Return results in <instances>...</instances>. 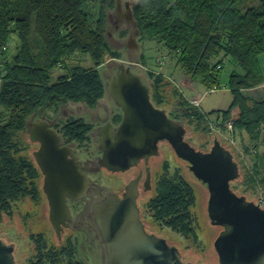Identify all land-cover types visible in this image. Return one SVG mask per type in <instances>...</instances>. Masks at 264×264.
<instances>
[{"label":"trees","instance_id":"1","mask_svg":"<svg viewBox=\"0 0 264 264\" xmlns=\"http://www.w3.org/2000/svg\"><path fill=\"white\" fill-rule=\"evenodd\" d=\"M99 2L100 15L94 26L85 10L87 0H0V219L3 214H11L14 201L40 195L35 183L39 168L21 155L16 139L27 130L30 120L69 103H85L93 108L107 94L99 66L106 54L120 58L106 34L108 10L116 1ZM239 2L133 0L132 10L141 38L160 44L192 81L221 89L226 61L236 65L226 83L233 96L228 109L206 112L191 104L179 90L176 94L181 99L182 115L196 122L197 129L211 132L209 122L213 119L225 129L232 120L234 131L248 132L257 148L264 146V0L245 10L237 6ZM12 36L20 44L16 54L10 56ZM36 44L44 49L41 57L36 53ZM77 52L89 54L94 66L70 68L52 83L53 68H69L68 60ZM146 62L147 56L142 54L140 63ZM149 76L155 79V101L164 103L161 89L167 76L155 70H149ZM235 109L239 114L234 119ZM174 114L172 119L177 120L179 115ZM121 119V115L116 117L117 122ZM63 126L68 141L90 143L94 128L91 122L78 117ZM255 162L248 182L257 186L264 184V152L256 156ZM157 189L148 205L154 219L195 240V188L177 170L173 175L163 174ZM41 236L33 237L39 261L36 264H83L75 260L77 249H46Z\"/></svg>","mask_w":264,"mask_h":264},{"label":"water","instance_id":"2","mask_svg":"<svg viewBox=\"0 0 264 264\" xmlns=\"http://www.w3.org/2000/svg\"><path fill=\"white\" fill-rule=\"evenodd\" d=\"M117 10L120 19L135 27L127 44L139 57L137 36L141 32L132 1H126L123 9L122 0H118ZM110 75L107 90L124 115L120 125L108 121L99 129L101 166L111 172H125L143 159L158 156L159 142L170 143L174 153L208 187L209 219L223 227L215 240L220 264H264V208L233 190L231 182L240 176L234 153L216 134L208 151L188 142L186 127L169 117L166 110L155 107L149 84L131 66L121 62L118 72ZM29 138L40 144L33 155L44 175L43 192L50 206V220L53 227L59 228L70 218L68 198L79 199L90 187L91 167L78 165L73 148L63 144L61 135L46 119L33 122ZM125 190L123 196L110 194L93 208L108 250L107 264H186L175 245L147 232L137 201V181L128 183ZM14 245L0 239V264H19Z\"/></svg>","mask_w":264,"mask_h":264},{"label":"rangeland","instance_id":"3","mask_svg":"<svg viewBox=\"0 0 264 264\" xmlns=\"http://www.w3.org/2000/svg\"><path fill=\"white\" fill-rule=\"evenodd\" d=\"M116 4L113 8L108 10L107 17V28L106 34L107 39L112 45L114 51L120 53V58L112 57L110 54H106L105 61L99 66L102 78L105 80L106 87L110 81L109 72L115 75L120 69V64L123 62L126 66H131L133 71L140 74L145 78L146 82L151 88V97L154 99L156 88H154V80L149 76V70L164 72L167 76L166 82H164L161 93L164 99L162 107L169 113L170 117H174V112L179 115L177 118L178 123H182L186 127V140L192 143L197 149L208 151L213 145V138L216 134L218 139L225 144V141H230L228 139L229 132L225 129L208 132V130L201 128L197 129V123L191 122L187 118H184L181 111L183 109L181 106V99L179 95L177 96L176 90L180 91L184 98H187L193 104L194 100L202 97L200 102V108H203L206 112H212L213 110H223L230 108L233 101V96L228 88H226V83L229 76L232 74L233 69H237L234 63L226 61V65L223 71L222 79V88L211 94H205L209 89L206 86L202 85L197 81H192L191 78L183 72L180 67H177L174 62L171 60L167 51L162 48L160 44L154 40L148 38H141V34L137 36V42L139 45L138 53L139 57L133 54L132 50L128 48V41L131 32L135 30V27L132 23L126 22L125 20L120 19V12L117 10L118 0H115ZM133 0H122V8L125 9V3ZM240 9H248L253 6H259V0H241L237 4ZM85 10L89 13L92 19L94 26L100 15V2L99 0H87L85 4ZM10 42V56H13L18 51V45L20 41L15 36L11 37ZM37 45V51L39 57L43 55L44 49L42 45ZM142 54L147 56L146 64L140 63V58ZM73 59L68 60L69 68H60L54 67L52 72L51 81L54 83L58 77L65 75L70 72V68L76 66H82L84 68L93 67L94 60L89 54H83L80 52L75 53L72 57ZM159 58H164L166 60L165 66H161L158 62ZM134 61L132 65L130 62ZM262 66L264 69V56L262 57ZM198 90H196V87ZM107 90V89H106ZM106 105V110L112 112V110L120 111L118 104L114 101L111 94L107 90V94L104 98L99 100ZM194 105V104H193ZM85 103H69L66 106H63L59 110L47 111L45 115H48L49 118H59L60 121H65L68 116H82L85 120L94 121V114L91 113ZM94 112V110H93ZM239 114V109H235L232 113V118H236ZM176 118V117H175ZM228 130V129H227ZM227 136L224 138L223 136ZM232 136L234 141H236L235 146H232V151L235 153V160L239 163L240 166V176L237 180L232 183L233 189L237 194H242L252 199L256 202L262 201L264 206V184L260 183L257 186L252 185L248 182V177L250 173L253 172L254 166L256 164L255 159L259 153L264 152V146H254V141L250 139L248 132L244 131L242 133L235 132L233 130ZM22 148L21 155L27 157L38 167L36 160L34 159L33 151L37 147L35 142L33 143L28 137L27 131H22L16 138ZM97 137L92 136L91 144L87 145L89 151H99L97 146ZM160 148V154L158 157L152 159L153 163V178H154V191L148 194V197L140 200V206L144 212V218L148 219L149 222H153L155 230L158 234L165 235L170 242L178 244L183 255V261L187 264H220L218 261V254H216L214 248V239L219 233V228H215L208 216V201H209V191L207 187L203 186L201 182L197 179L196 176L189 170L186 165L187 162L178 158L177 154L174 153V150L170 143L162 142ZM82 145L78 144L77 147ZM250 147L246 150V147ZM84 147V145H83ZM82 148V147H81ZM85 149V148H84ZM167 167V168H166ZM168 171H167V170ZM179 170L187 181L195 188L197 202L192 208L193 216L197 221V232L199 233L198 239H193L192 237H183L180 234L172 233L169 229L165 227H160L158 222L154 219L151 212L148 211V205L150 199L157 195V184L163 174L168 172V174L173 175ZM38 172L39 169H38ZM135 174V169L125 171L124 173H109L108 171L98 172L96 178L94 179L98 187H102L105 193H110L111 191H122L126 183L132 178ZM39 190V197L36 199L31 198L30 196H25V198L16 200L13 202L11 214H3L0 219V239L6 241L7 243H13L15 251V260L19 264H36L38 259L36 258L37 252L35 250L36 239L33 237L38 234H42L44 238L48 241V246L55 245V238L53 236V227L51 226L49 219V205L46 195L42 191V174L40 172L39 177L36 179ZM80 204L85 207H88L90 201L88 197L81 199ZM90 237L89 243H86V248H81L77 245L78 249L81 250V254H92L96 253L97 250L100 253V248L96 247L94 244H100V241L94 239V234H88ZM98 239V237L96 238ZM89 246H94V249H89ZM188 261H191L188 263ZM85 264H103L100 261L95 263L91 260H87Z\"/></svg>","mask_w":264,"mask_h":264},{"label":"flooded vegetation","instance_id":"4","mask_svg":"<svg viewBox=\"0 0 264 264\" xmlns=\"http://www.w3.org/2000/svg\"><path fill=\"white\" fill-rule=\"evenodd\" d=\"M151 99H152L155 107L157 106L161 109H164V107H162V103L155 101V99H153L152 97H151ZM87 107H88V109H87L88 112H89V110L90 111L92 110L91 113L94 114L93 116L95 118V120L93 122L89 121L92 124H94V128L91 131V136L97 137V141H98L97 146L100 149V146H99L100 136L98 135L99 129L101 128V126L103 124H105L108 121H110L111 123H114L116 126L120 125L121 124L120 122L123 119L124 112L119 107L120 111H116L113 109L112 112L110 113L105 109L106 105L100 101L93 108L89 107V106H87ZM93 110H94V112H93ZM118 115H121L122 119H121V121L117 122L116 117ZM168 115H169V113H168ZM78 117H82V116H78ZM78 117L71 115V116H68L67 119L62 122L59 120V118H55V119L49 118V116L45 115V113H44V115L34 116L33 119L30 120V122L27 126L28 128L26 130L28 133V137H29V131L31 129L33 122L38 121V120H42V119L43 120L46 119L51 124L52 128L61 135V137L63 138V142H64L63 144L69 145L71 148H73V150H74L73 152L75 154V159L77 160L78 165L89 164L91 167V171L88 172V178H89V181L91 182V185L86 190V193L83 196H81V198H79V199L68 198V200H67V204H69L70 218L66 221V223H60V226H58L59 228L53 227L52 222L50 220L51 226L53 227V231H54L53 236H54L55 242L57 244L55 246L60 247V248L55 247V249L61 250V248H63V247H68V248L70 247L71 249L72 248L77 249L75 260H78V261L82 262L83 264H85L88 259L94 263L98 260L103 264H107V262H108V250H107L106 244L104 242L103 236H101L100 229H99L98 225H96L95 217L93 214V208L96 204H98V202L102 201L106 196H108L110 194H119L120 196H123V194L126 192V190H125L126 185L128 183H130L131 181H137V190H139V194L137 196V201H138V205H139L140 212H141V219H142V222L145 224V228H146L147 232L157 234L160 237L161 236L164 237L167 240L168 244H170L171 246L175 245L179 249L180 254L182 255L181 249L178 246V244L170 242L169 239L165 235H163V234L160 235L156 232L154 223L149 222L148 219L144 218V212L142 211V208L140 206V200L147 198L148 194H150L151 192H153L155 190L154 189L155 183H154V178H153L152 159L155 157H158L160 153L158 154V156H152V157L148 158L147 160L146 159L141 160L138 164H136V166H133V168L129 169V170L135 169V174L126 183V185L124 186L122 191H116L115 190V191H111L110 193L104 194L105 191H103L104 189L102 187H98L96 189V186L98 185L94 181V179L96 178V174L98 172H103V171H108L109 173H113V174L114 173H124V172H111L108 169L101 166L100 161H101L103 151L101 149L99 151H95V150L89 151V148L87 147V145H90L91 143L84 145V147L82 145L81 146L82 148H81V147H77L78 146L77 143L70 142L67 140V138L65 137L64 132H63V127H64L63 125H64V123L67 122V120H70L71 118H78ZM169 117H170V115H169ZM82 118H84V117H82ZM162 142H165V141H161V142H159V144ZM35 144L37 145V147L35 149H37L40 146V144L38 142H35ZM223 146L228 147L226 145V143L223 144ZM160 148H161V144H160ZM230 150H231V152H233L232 149H230ZM234 157H235V153H234ZM129 170H126V171H129ZM40 172L42 174V183H43L44 175H43L42 171H40ZM233 182H231V186H232ZM203 186L206 187L205 184ZM232 188H233V186H232ZM207 189H208V187H207ZM42 191H43V185H42ZM239 195H241V194H239ZM86 197H88V201H90L91 205L84 208V206L82 204H80V201H81V199H84ZM247 200L253 201L256 204H258L260 207L264 208V206L262 205V201L256 202L252 199L249 200L248 197H247ZM208 204H209V201H208ZM49 209H50V206H49ZM207 209H208V206H207ZM208 216H209V209H208ZM49 219H50V216H49ZM156 222H158V221H156ZM158 224L160 227L163 226V227L169 229L172 233H177L183 237L184 236L187 237L185 234L183 235V233L174 231L173 229L167 227L162 222H158ZM211 224H212V222H211ZM212 225L215 228H217V227L219 228V233L213 241L214 248H215V240L218 238L219 234L222 232L223 227L219 224H217V225L212 224ZM196 232H197V225H196ZM88 234H94L95 241L96 240L100 241V244H97V243L94 244L96 247L100 248V250H101L100 253L97 250V252L95 254L94 253L87 254V255L85 253L81 254L82 253L81 250H83V249L77 248V245H78L81 248L87 249L86 243H89V240H90V237H88ZM197 234L199 235L198 232H197ZM97 237H98V239H96ZM40 239L43 242V244L44 243L46 244V246H47L46 249H48L49 248L48 241L44 238L43 235L41 236ZM196 239H198V237ZM51 247L53 248L54 246H51ZM93 247L94 246H89V249L95 250V248H93ZM215 251H216V248H215ZM216 254H217V251H216ZM44 258H45V256H44ZM182 259H183V255H182ZM218 261H219V254H218ZM184 263H186V262H184Z\"/></svg>","mask_w":264,"mask_h":264},{"label":"built area","instance_id":"5","mask_svg":"<svg viewBox=\"0 0 264 264\" xmlns=\"http://www.w3.org/2000/svg\"><path fill=\"white\" fill-rule=\"evenodd\" d=\"M158 62H159V64L161 65V66H165V63H166V60L164 59V58H159V60H158ZM220 88L218 87V86H214V87H211L210 89H208L206 92H205V94H211L212 92H216V91H218ZM201 100H202V97H200L199 99H197V100H194L193 101V104L195 105V106H200V102H201ZM210 128H211V132L213 133V131H217V130H221V128H220V121H218V120H215V119H213V120H211L210 122ZM228 129V130H227ZM223 130V129H222ZM225 130L227 131V132H229V135H228V139L230 140V141H227V143H226V141H225V143H226V145L230 148V149H232L233 147L232 146H235V144H236V141H234V138H233V136H232V132H233V122H232V120H230V121H228L227 123H226V125H225ZM223 136V135H222ZM224 137V136H223ZM224 138H226V140H227V136H225ZM222 142V141H221ZM232 145V146H231Z\"/></svg>","mask_w":264,"mask_h":264},{"label":"crops","instance_id":"6","mask_svg":"<svg viewBox=\"0 0 264 264\" xmlns=\"http://www.w3.org/2000/svg\"><path fill=\"white\" fill-rule=\"evenodd\" d=\"M193 86H195V84H193ZM196 87V90H198V87L197 86H195ZM201 106V105H200Z\"/></svg>","mask_w":264,"mask_h":264}]
</instances>
